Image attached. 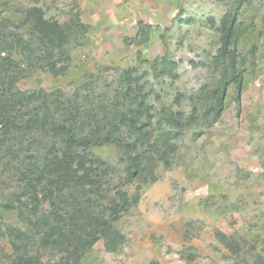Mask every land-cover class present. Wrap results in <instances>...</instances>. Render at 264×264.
<instances>
[{
  "label": "rangeland",
  "instance_id": "374dc122",
  "mask_svg": "<svg viewBox=\"0 0 264 264\" xmlns=\"http://www.w3.org/2000/svg\"><path fill=\"white\" fill-rule=\"evenodd\" d=\"M32 7L69 30L64 75L43 68L46 49L20 28ZM226 15L236 19L243 86L239 101L236 87L228 89L217 116L214 91L228 67L216 60ZM2 26L19 28L35 48L19 74L21 91H61L103 110L122 101V72L130 70L147 96L153 121L144 134L124 131L127 148L89 149L108 165L105 203L127 201V208L78 264H264V0H0ZM138 156L140 173L131 177ZM20 171L3 149L0 264L11 263L14 239L21 254L59 261L57 250L42 251L36 239L26 249L14 233H29L20 217Z\"/></svg>",
  "mask_w": 264,
  "mask_h": 264
},
{
  "label": "trees",
  "instance_id": "16d2710c",
  "mask_svg": "<svg viewBox=\"0 0 264 264\" xmlns=\"http://www.w3.org/2000/svg\"><path fill=\"white\" fill-rule=\"evenodd\" d=\"M235 22L228 15L221 21L216 60L227 61L228 67L214 91L217 116L224 111L228 89L236 87L239 101L243 86V72L237 67ZM26 27L46 49L48 61L43 68L64 75L71 60L69 30L46 19L39 7L25 12L20 28ZM34 54L33 42L19 28L0 27V152L7 147L18 160L24 184L25 199L19 201V210L29 233L14 229L15 235L26 249L36 239L42 251L57 250L59 261L21 254L24 249L14 239L10 264H78L95 244L111 235L127 208V201L105 203L108 165L89 149L110 143L127 148L129 143L120 138L124 131L144 134L153 117L147 96L134 83L130 70L122 72L126 80L119 89L122 101L103 110L72 103L61 91L19 90L22 65H29ZM173 115L177 118L178 113ZM140 159H132L131 177L140 173Z\"/></svg>",
  "mask_w": 264,
  "mask_h": 264
}]
</instances>
